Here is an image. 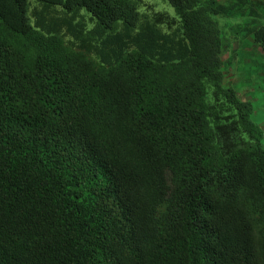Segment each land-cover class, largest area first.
Wrapping results in <instances>:
<instances>
[{
	"label": "trees",
	"instance_id": "trees-1",
	"mask_svg": "<svg viewBox=\"0 0 264 264\" xmlns=\"http://www.w3.org/2000/svg\"><path fill=\"white\" fill-rule=\"evenodd\" d=\"M163 1L0 0V264H264L263 2Z\"/></svg>",
	"mask_w": 264,
	"mask_h": 264
},
{
	"label": "rangeland",
	"instance_id": "rangeland-1",
	"mask_svg": "<svg viewBox=\"0 0 264 264\" xmlns=\"http://www.w3.org/2000/svg\"><path fill=\"white\" fill-rule=\"evenodd\" d=\"M220 1L223 2L225 0ZM261 1L263 2L262 6L253 7L256 8V12L249 7L250 4H247L244 6L242 12L237 11L236 15L230 18L229 21L232 24L241 23L243 26H250L251 24H254V22L257 23L261 21L263 19L262 15L264 14V0ZM153 2L157 4V10L167 11L169 14L175 16L174 9L168 2L163 0H153ZM223 33L224 50L222 56L227 65L225 68V78L236 85L234 86L236 90L239 88L243 89L245 85H250V87L254 89L251 93L253 98L251 100L254 105L252 118L255 122L260 124L264 130V53L260 48L256 47V44H254L251 37L247 36L243 38L244 44L242 47L241 45H238V43L236 44V40L234 39L235 36L232 40H228V33L226 31H223ZM244 48L250 50V56L243 55L246 51ZM238 49V53L242 50L239 59H237V55H235V52ZM245 74L246 81H244L243 78ZM226 84H229L228 81H226Z\"/></svg>",
	"mask_w": 264,
	"mask_h": 264
},
{
	"label": "crops",
	"instance_id": "crops-1",
	"mask_svg": "<svg viewBox=\"0 0 264 264\" xmlns=\"http://www.w3.org/2000/svg\"><path fill=\"white\" fill-rule=\"evenodd\" d=\"M229 22V21H228ZM224 24V23H223ZM230 24V23H229ZM228 36H229V39L228 40H232L233 39V37H234V35H232V34H228ZM248 37H251L252 39H253V37L251 36V35H249ZM243 38L244 37H242V36H235L234 37V39L236 40V44L238 43V45H243L244 44V40H243ZM253 42H254V44H256V42L254 41V39H253ZM253 44V45H254ZM226 47V46H225ZM243 47V46H242ZM241 47V48H242ZM256 47H258V48H260L257 44H256ZM240 48V49H241ZM245 49V48H244ZM247 49V48H246ZM245 49V50H246ZM248 49H250V48H248ZM261 49V48H260ZM223 50H224V47H223ZM244 50V51H245ZM262 50V49H261ZM239 52V49L235 52V55H237V59H239V57L241 56V54H242V50L240 51V53H238ZM263 52V51H262ZM264 53V52H263ZM250 50H246L245 51V53H243V55L244 56H250ZM222 58H223V56H222ZM236 59V60H237ZM223 60H224V58H223ZM226 62H225V60H224V67H223V70H224V73H225V68H226ZM226 76V75H225ZM244 81H246V74L244 75ZM225 81H228V83L229 84H231L232 86H236V85H234L232 82H230V80H228L227 78H225ZM237 91L239 92V95H240V97L242 98V99H253L252 98V96H251V93L254 91V89H252L251 87H250V85H245L244 87H243V89H241V88H239V89H237Z\"/></svg>",
	"mask_w": 264,
	"mask_h": 264
}]
</instances>
